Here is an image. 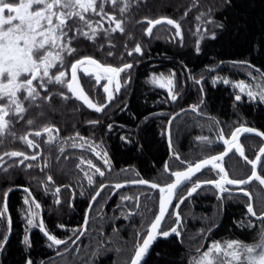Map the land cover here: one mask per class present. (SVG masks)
Wrapping results in <instances>:
<instances>
[{
	"label": "trees",
	"instance_id": "obj_1",
	"mask_svg": "<svg viewBox=\"0 0 264 264\" xmlns=\"http://www.w3.org/2000/svg\"><path fill=\"white\" fill-rule=\"evenodd\" d=\"M199 2L200 11H204L211 6L212 0H199ZM129 3L131 7L123 17H120L118 8L112 9L110 4L106 6V11H111L125 20L126 34L112 33L110 41L101 34L97 38L95 47L92 46L93 41L86 40L83 36L79 37L84 45L80 49L81 52L93 55L101 63H110L113 66H119L121 57L117 56L113 60L112 57L107 56L106 51H102L101 45L103 49L115 45V48L123 54L125 62H132V57H127L126 51H131L136 42H141L146 46L147 54L138 62L133 72L134 84L127 99L128 107L121 111L124 108V97L117 94V101L106 109V114L96 113L89 109L83 101L76 100L68 92L66 86H50L52 99L44 101L40 108H33L27 114L26 119H33L35 126H28L26 119L18 123L14 122L17 139L14 141L9 139L6 144L0 145V154L4 151L20 150L30 155L36 151L43 157L33 162V169L22 171L24 166L9 169L6 181L3 178L2 169L7 167L8 158L0 162V198L8 187H29L37 202L41 204L47 228L60 238H65L66 231L83 223L88 207L89 198L80 196V192L84 190L87 194L89 191L90 186L87 184L84 172L87 171L89 175H92L94 169H89L86 163L77 167L80 161L91 159L108 176L103 161L96 157L88 144H85L83 148L72 146L81 143L76 137L77 132L89 140L92 146H96L97 151H107L112 165V174L105 182H122L125 176L135 177L137 172L141 178L159 181L164 178L162 170L166 161L169 160V164L175 163L170 156L166 135L161 134L162 126H166L167 118L181 107L186 108L199 103L201 99L198 94L199 86L194 85L188 77L199 78L201 74H204L207 79L204 85L203 116H197L195 113L181 115L175 121L176 127L173 129L174 147L182 159L187 158L195 162L222 150V146L216 139L218 128L213 127L209 131V117L220 122L219 128L223 129L226 136H229L241 124L264 132V104L248 102L245 96L244 103L234 108L233 95L238 92V89L234 90L231 85L226 86L222 82L216 85L211 83V77L219 75L234 82L243 79L254 88L255 85L260 84L259 78L252 81L246 70L231 68L229 62L246 60L264 72V51L259 46L261 38L264 37V0H238V8L228 13L233 18V24L229 25L232 29V39L215 42L202 40L199 55H196L194 50L195 41L199 38L196 34L195 21V16L199 13L195 9L182 23L185 34V46L183 47L171 26H157L153 37L146 36L144 28L141 27L142 24L146 27L145 18L168 17L179 21L183 10L191 7L190 0H129ZM222 15L218 14L217 19H221ZM92 19L97 21L100 17L94 16ZM101 23L103 28L109 27L106 20ZM220 60L225 61L226 66L223 70L209 74L207 70L217 66ZM61 70L67 71L70 79V64ZM173 71L178 77V90L182 98L179 99L178 104L161 103L167 98V90L152 85L147 78L153 72L167 75ZM104 84L105 81L97 84L93 75H81L82 88L94 103H100L102 97H106L103 92ZM60 92L68 96V99L65 100ZM43 95L41 90V96ZM152 113H163V115L154 116L145 123L144 117ZM91 120H99L101 123L93 130V126L88 123ZM109 123L114 125L111 133L107 130ZM45 126L59 130L53 131L55 139L52 142H48L47 133H42L39 138L30 137L36 140L40 147L29 149L19 139V136L42 130ZM122 135L129 136L132 143H123L119 138ZM199 136H208L216 141L212 152L201 151V144L196 139ZM242 142L249 157H253L262 145L261 139L255 135L245 136ZM100 145L103 147H99ZM140 145H143L142 151ZM45 164L48 166L45 167ZM226 167L231 176L234 175L233 169L240 170L236 175H249L251 172V167L236 154L228 157ZM42 168L44 171H41ZM122 169L128 171L121 172ZM48 175H52L53 181H47ZM101 179L96 174L91 188L98 187V181ZM45 187L50 190L45 192ZM56 187L61 188L58 194L61 205L54 204L53 193ZM22 188L12 191L9 195L13 227L6 250L0 253V264H25V259L29 255L35 264H45L48 261H51V264H79L80 258H84L86 264H124L125 257L131 254L134 245L133 233L140 229L141 218L136 216L133 221L124 219L120 216V212H127L129 208L125 206L123 209H117V204L120 203L121 195H132L140 191L138 187L123 189L113 195L107 190L102 193L101 197L97 198L100 203L94 204L91 210L90 231L80 241V253L77 256L65 257H55L54 251L47 248V242L38 229H33L29 233L32 241L30 250L21 243L25 227V220L20 214L25 195ZM248 189L255 202L260 197H264V191L257 182L251 184ZM152 195L158 205V194L152 193ZM246 199L236 195L226 201L224 209L221 210L218 209L214 191L204 190L199 195L185 201V204L181 206L183 223L187 225V236L195 237V239H185L183 245L174 236L167 240H158L147 259V264H189V261L196 256L197 247H200L202 254L214 241L237 239L244 243H256L259 225L254 219L255 229L238 226L242 219L247 220ZM69 202L74 203V208H69ZM141 202H144L143 197H141ZM115 217L120 218L114 219ZM58 224H64L65 229L57 228ZM210 225L214 226L212 231L208 232L207 228ZM114 227L119 229L118 234L113 232ZM4 230V223L0 222V238ZM201 230L204 231L201 232ZM101 231L104 232L102 239L99 238ZM97 249L98 252L94 256L93 251Z\"/></svg>",
	"mask_w": 264,
	"mask_h": 264
},
{
	"label": "snow or ice",
	"instance_id": "obj_2",
	"mask_svg": "<svg viewBox=\"0 0 264 264\" xmlns=\"http://www.w3.org/2000/svg\"><path fill=\"white\" fill-rule=\"evenodd\" d=\"M190 3L191 7H186L183 10V15L179 21L168 17L145 18L146 27L143 24L141 25L144 28L145 35L153 37L154 29H157V26H171L175 30V36L179 37L181 47L185 46L182 23L195 9L199 13L195 16L196 34L199 37L194 45L196 55L201 52L202 40L215 42L230 41L232 39V29L229 25L233 24V18L228 13L238 8V0H212L211 6L204 11H200L201 4L199 0H190ZM109 4L112 9L118 8L120 17H123L131 7L129 0H0V145L6 144L9 139L13 141L17 139L14 122L18 123L25 120L30 110L40 108L44 101L52 99L53 94L50 91V86H66L68 92L76 100L83 101L89 109L94 110L96 113L106 114V109L117 101V94L124 97V108L121 111L128 107L127 99L134 84L133 72L138 66V62L147 54L146 46L141 42H136L131 51H126V56L132 57V62H125L123 54L115 48V45L108 49H103V45H101L102 51H106L108 57H112L113 60L117 56L121 57L119 66L101 63L93 55L80 51L84 46L79 39L81 36L86 40L93 41L92 46L95 47L97 38L101 34L109 41L112 33L126 34L125 20L111 11H106V6ZM218 14H223L219 20L217 19ZM94 16L100 17V20L93 21ZM104 20L107 21L109 26L107 29L103 28L101 23ZM201 29L203 30L201 31ZM259 46L264 51V37L261 38ZM125 49H127V45H125ZM69 64L70 79L68 78V72L61 70ZM229 64L231 68L246 70L252 81L259 78L260 84L255 85L254 88L243 79L234 82L227 77L216 75L211 77L212 85L222 82L226 86L231 85L234 90L238 89V92L233 95L234 108L244 103L245 96L248 102L264 104V72H261L259 68L246 60H232ZM225 66V61L220 60L215 68L207 71L210 74L211 72L223 70ZM81 68L86 74L95 75L97 84L101 80L107 81L103 85V92L106 97H102L100 103H94L81 88L77 76L78 70ZM188 79H191L194 85L199 86L198 94L201 99L199 103L189 105L187 109L181 107L179 112H174L167 118L166 126H162L163 131L161 134L167 136L168 149L171 158L175 162L174 164L165 163L162 170L164 178L159 181H150L141 178L137 172L135 177L125 176L123 182H105L108 176L112 174V165L107 151H97L96 146H92L89 140L80 136L77 132L76 137L79 138L81 143L72 146L83 148L85 144H88L96 157L103 161L108 176L91 159L87 161L82 159L80 164L77 165V167H80L86 163L89 169H94V173L89 175L87 171L84 172L90 188L87 194L84 190L80 192V196L89 198L83 223L66 231L65 238L58 237L47 228L39 211L41 204L37 202L29 187H23L22 191L25 195L20 214L25 220V227L21 243L26 248L30 250L32 247L29 233L33 229H38L47 242V248L54 251L55 257L77 256L81 250L80 241L82 237L90 231L89 212L93 209L94 204L100 203L97 198L101 197L106 190L109 194H114L113 189L120 190L136 186L140 191L134 192L132 195H121L120 203L117 204V209H123L125 206L129 208L127 212H120V216L124 219L133 221L136 216L141 218L140 229L133 233L134 245L132 252L125 257L124 264H147L146 258L158 238L167 240L169 237L174 236L181 245L184 244L185 239H195V237L187 236V225L183 223L181 206L185 204V201L192 199L194 195H199L204 190H213L218 201V209L221 210L225 202L234 198L238 193H242L243 197L247 198L245 200L247 220L242 219L238 226L255 229L254 219L259 225L258 241L251 244L237 239H229L223 244L214 241L207 248V251L202 254L200 247H197L196 256L189 261V264H264V197H260L254 203L251 193L247 190L253 182H258L260 186H264V146L259 148L255 159H248L245 156L244 147L240 143L242 134L254 133L256 136L264 138V132L255 127H246L241 124L231 132L230 138H227L223 129L219 128L220 122L209 117V131L213 127L218 128L216 139L223 143L224 151L217 155H207L206 158L199 159L196 162L187 160V158L182 159L174 147L173 129L176 127L175 121L181 115L189 113L203 116L204 85L207 83L204 74H201L199 78L189 76ZM147 80L152 85L167 90V98L161 103L178 104L179 99L182 98V94L178 90L179 81L175 71L167 75L153 72ZM41 90L44 93L43 96H41ZM60 95L65 100L68 99V96L64 95L63 92H60ZM162 115L163 113H152L150 116L144 117V122L147 123L152 117ZM26 123L28 126H35L33 119H26ZM88 123L93 126L94 130L101 122L91 120ZM200 126L204 127V125ZM113 128L112 123L107 125L109 133L112 132ZM54 130L59 131L54 127L45 126L42 130L21 135L19 139L27 145V148L37 149L40 144L30 137L39 138L42 133H47L48 142L50 143L55 139L52 134ZM119 138L125 144L132 143L129 136L122 135ZM196 139L201 144V151L210 153L214 150L213 146L216 141L213 139L208 136H199ZM99 147L102 148L103 145ZM140 148L142 151L143 145H140ZM233 150L247 164L251 165L249 175H236L240 170L233 169L234 175L230 176L229 171L226 170L222 162L224 157L228 156ZM5 158H8L9 161L7 167L2 169L5 181L9 175V169L24 166L21 170L27 171L34 168L33 162L43 159L39 152L33 151L29 155L20 150L4 151L0 154V162L5 161ZM186 162L187 166L185 167ZM47 166L45 164V167ZM41 171H44V169L42 168ZM127 171L126 169L121 170V172ZM197 173L205 176V178L197 176ZM96 174L102 179L98 181V187L91 188ZM47 181H53L52 175L47 176ZM13 190L15 189L8 187L3 192L2 198H0L2 200V203H0V222L4 223L5 228L2 238H0V253L6 250L10 239L9 234L13 227L9 205V194ZM49 190L48 187L44 189L45 192ZM60 192L61 188L56 187L53 193L55 205H61L58 195ZM93 192L95 194H92ZM152 193H158V205ZM141 197H143V203ZM69 208H74V203L69 202ZM119 218L115 217L114 219ZM169 221H171V224H169ZM213 226H208L207 231L211 232ZM65 227L64 224L57 225L59 229H65ZM203 231L201 230V232ZM113 232L118 234L119 229L114 227ZM103 236L104 232L101 231L99 238L102 239ZM117 251H120V249H117ZM97 252L98 249L94 250L93 255L96 256ZM25 264H35V261L29 255L25 259ZM45 264H51V261L45 262ZM79 264H86V260L80 258Z\"/></svg>",
	"mask_w": 264,
	"mask_h": 264
},
{
	"label": "water",
	"instance_id": "obj_3",
	"mask_svg": "<svg viewBox=\"0 0 264 264\" xmlns=\"http://www.w3.org/2000/svg\"><path fill=\"white\" fill-rule=\"evenodd\" d=\"M185 109H187V108H185ZM178 112H179V111H178ZM259 131H260V130H259ZM261 132H262V131H261ZM242 135H244V134H242ZM242 135H241V136H242ZM241 136H240V138H241ZM260 138H261V137H260ZM261 139L263 140V145H262V146H264V138H261ZM240 143H241V142H240ZM229 154H230V153H229ZM229 154H228V155H229ZM237 154H238V153H237ZM226 157H227V156H226ZM226 157H224V159H225ZM197 174H199V173H197ZM16 188H18V187H15L14 189L16 190ZM126 188H127V187H126ZM263 188H264V186H263ZM116 191H118V190H115V189H114V192H116ZM10 193H11V192H10ZM238 194H242V193H238ZM9 195H10V194H9ZM89 213H90V212H89ZM41 216L43 217V213H42V212H41ZM159 239H161V238H158V240H159ZM158 240H157V241H158ZM157 241H156V242H157ZM156 242H154V244H153V246H152V248H151L150 253L152 252V249H153V247H154V245H155ZM149 255H150V254H149ZM149 255L147 256L146 259H148Z\"/></svg>",
	"mask_w": 264,
	"mask_h": 264
},
{
	"label": "rangeland",
	"instance_id": "obj_4",
	"mask_svg": "<svg viewBox=\"0 0 264 264\" xmlns=\"http://www.w3.org/2000/svg\"><path fill=\"white\" fill-rule=\"evenodd\" d=\"M85 67H87V65H85ZM82 74H86L84 71H83V69L81 68V69H79L78 70V73H77V76H78V80H79V83H80V85H81V75ZM94 76V78H95V75H93ZM101 81H105V80H101ZM105 83H107V81H105ZM81 88H82V85H81ZM83 89V88H82ZM84 91V90H83Z\"/></svg>",
	"mask_w": 264,
	"mask_h": 264
},
{
	"label": "flooded vegetation",
	"instance_id": "obj_5",
	"mask_svg": "<svg viewBox=\"0 0 264 264\" xmlns=\"http://www.w3.org/2000/svg\"><path fill=\"white\" fill-rule=\"evenodd\" d=\"M246 150V154H247V149H245ZM248 156V155H247ZM249 157V156H248ZM254 157L255 156H253V157H249L250 159H254ZM246 164H247V162L246 161H244ZM248 165V164H247ZM249 166V165H248ZM213 175H214V173H213ZM174 203H175V201H174ZM223 209H224V207H223Z\"/></svg>",
	"mask_w": 264,
	"mask_h": 264
}]
</instances>
